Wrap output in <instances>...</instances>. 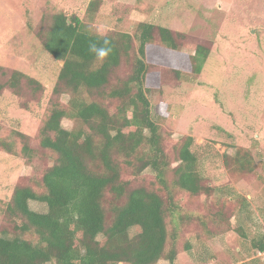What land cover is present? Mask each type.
I'll return each instance as SVG.
<instances>
[{"label": "rangeland", "instance_id": "rangeland-1", "mask_svg": "<svg viewBox=\"0 0 264 264\" xmlns=\"http://www.w3.org/2000/svg\"><path fill=\"white\" fill-rule=\"evenodd\" d=\"M57 13L77 16L100 36L133 35L139 23L172 32L179 44L175 53L156 40L146 56L151 115L170 160L165 178L174 180V148L191 137L207 150L200 171L209 191L189 196L172 190L178 208L176 224L165 219L166 251L177 225L172 264H264L252 243L264 238V0H0V142L7 144L0 147V232L14 235L5 217L13 189L27 186L42 193L40 178L56 159L39 146L38 132L52 103L65 108L69 98L54 94L62 62L42 47L44 31ZM197 46L209 51L199 75L190 67ZM131 65L132 56L123 60L111 83L125 79ZM13 71L35 80L37 91L24 79L19 93L5 87ZM61 125L66 130L79 126L69 119ZM17 133L28 138L29 157L20 153L24 141ZM240 163L251 170L241 171ZM143 176L132 184L156 191L165 201L153 174ZM121 177L129 180V169L123 167ZM111 204L107 192V221ZM28 205L46 212L43 203ZM24 238L36 243L33 235ZM157 264L170 263L162 258Z\"/></svg>", "mask_w": 264, "mask_h": 264}, {"label": "trees", "instance_id": "trees-1", "mask_svg": "<svg viewBox=\"0 0 264 264\" xmlns=\"http://www.w3.org/2000/svg\"><path fill=\"white\" fill-rule=\"evenodd\" d=\"M90 5L91 10L94 2ZM105 37L113 51L101 61L89 52V43L99 44ZM156 40L171 54L179 48L175 36L164 27L139 23L133 35L100 36L73 14L51 16L42 47L62 62L54 94L64 93L69 98L65 108L52 103L38 132L39 146L56 156L40 178L43 192L16 186L5 206V217L14 235L0 232V264L175 261L177 225H173L171 247L166 251L165 219L169 217L176 224L178 208L172 190L189 196L207 194L200 171L207 150L204 145H196L193 138H183L174 148L178 164L172 169L174 180L168 183L165 174L170 160L163 148L161 128L151 115L145 86L147 50ZM130 56V74L112 84L114 72ZM208 56L207 48L195 47L190 60L193 74L201 73ZM22 79L37 91L38 83L17 71L11 73L5 87L19 93ZM63 119L79 126L66 130L61 125ZM17 137L24 141L20 153L29 157L28 138L22 133ZM6 145L0 142V147ZM123 167L129 169V180H122ZM250 167L243 163L239 166L241 171H249ZM147 171L165 193V201L156 191L132 184L143 181ZM107 192L113 198L110 221L103 207ZM30 201L45 204L46 212L32 211ZM26 235L35 236L36 243L25 239ZM252 243L258 252H264V238Z\"/></svg>", "mask_w": 264, "mask_h": 264}, {"label": "clouds", "instance_id": "clouds-1", "mask_svg": "<svg viewBox=\"0 0 264 264\" xmlns=\"http://www.w3.org/2000/svg\"><path fill=\"white\" fill-rule=\"evenodd\" d=\"M101 31L106 32L107 28L102 27ZM112 51L113 48L111 46V42L107 37L103 38L102 42L99 44L96 42L89 43V52L92 53L97 59L101 61H103L108 56H110Z\"/></svg>", "mask_w": 264, "mask_h": 264}, {"label": "built area", "instance_id": "built-area-1", "mask_svg": "<svg viewBox=\"0 0 264 264\" xmlns=\"http://www.w3.org/2000/svg\"><path fill=\"white\" fill-rule=\"evenodd\" d=\"M259 253V255H264V252H258Z\"/></svg>", "mask_w": 264, "mask_h": 264}]
</instances>
